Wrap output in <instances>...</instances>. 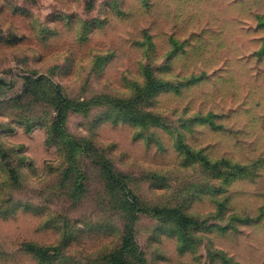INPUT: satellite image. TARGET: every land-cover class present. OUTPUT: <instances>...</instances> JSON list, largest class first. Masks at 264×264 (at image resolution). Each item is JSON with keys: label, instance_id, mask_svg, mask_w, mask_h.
Segmentation results:
<instances>
[{"label": "rangeland", "instance_id": "374dc122", "mask_svg": "<svg viewBox=\"0 0 264 264\" xmlns=\"http://www.w3.org/2000/svg\"><path fill=\"white\" fill-rule=\"evenodd\" d=\"M220 256L264 264V0H0V264Z\"/></svg>", "mask_w": 264, "mask_h": 264}, {"label": "trees", "instance_id": "16d2710c", "mask_svg": "<svg viewBox=\"0 0 264 264\" xmlns=\"http://www.w3.org/2000/svg\"><path fill=\"white\" fill-rule=\"evenodd\" d=\"M134 122V121H133ZM133 199H134V197H132V200H131V202H132V205H134V203H133ZM135 200V199H134ZM136 206V205H135ZM166 209H164V208H161L157 213L158 214H160V213H162V212H164ZM170 213H174V211H170ZM167 216H169V217H171V218H173V220L179 225V227H181V226H185L188 222L189 223H191V221L187 218V217H185V216H183V219L185 220V221H187V222H184L183 220V223H178L177 222V220L174 218V216L173 215H170V214H167ZM238 223V222H237ZM240 224V223H239ZM212 229H216V230H219L220 232H224V231H226V230H232V229H237V227H235V225H233V224H231V225H229V226H227V227H225V226H217V225H215V226H213V227H208L206 230H208V231H210V230H212ZM171 232V234H174V233H176V231H170ZM186 234V233H185ZM177 238V240H178V236L176 237ZM188 241H189V238H188ZM177 244H176V246H177V249L180 251V252H182V249L183 248H188L186 245H181L180 243H179V241L178 242H176ZM217 256V255H216ZM219 259V258H223L225 261H221L223 264L225 263V264H240V263H237V262H233L232 261V259H230L228 256H227V258H225L224 256H220V257H216L215 259H212V263L214 262V260H216V259ZM228 261V262H227Z\"/></svg>", "mask_w": 264, "mask_h": 264}]
</instances>
